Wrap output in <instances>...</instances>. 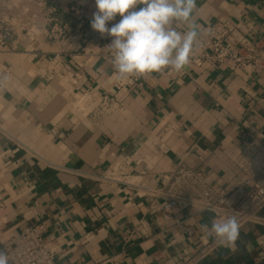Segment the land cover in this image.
<instances>
[{"label":"crops","instance_id":"obj_1","mask_svg":"<svg viewBox=\"0 0 264 264\" xmlns=\"http://www.w3.org/2000/svg\"><path fill=\"white\" fill-rule=\"evenodd\" d=\"M71 1L48 0L70 30L61 42L18 28L0 48L9 70L0 89V250L42 223L57 264H179L201 236L212 238L200 226L210 227L213 214L177 211L193 230L187 234L135 184L156 187L182 159L223 189L241 184L235 160L264 132V80L248 66L191 62L141 85L121 79L102 54L107 36L91 28L95 0H77L81 14ZM196 4L201 34L217 22H244L264 37V0ZM82 92L108 95L119 107L104 118L89 114L73 102ZM113 169L121 182L96 178ZM199 264H264V227L246 224L233 246L220 245Z\"/></svg>","mask_w":264,"mask_h":264},{"label":"built area","instance_id":"obj_2","mask_svg":"<svg viewBox=\"0 0 264 264\" xmlns=\"http://www.w3.org/2000/svg\"><path fill=\"white\" fill-rule=\"evenodd\" d=\"M71 10L81 14L82 5L72 0ZM58 12L56 5L48 0H0V48L6 47L17 34V29L36 32L37 35L61 42L70 32L67 24H60L54 16ZM39 17L42 19L39 20ZM120 19L117 15L116 20ZM55 23L48 29V22ZM112 38L104 39L102 54L112 61L113 52L108 47ZM197 67L206 63L224 64L231 69L248 66L250 75L264 80V37H257L244 22L233 27L217 22L210 25L199 37V44L190 57ZM165 71V70H164ZM163 71V72H164ZM162 72V73H163ZM151 73L131 76L129 79L138 85ZM9 70L0 65V89ZM73 102L83 111L99 117H106L118 109L117 102L108 95H94L89 92L78 93ZM237 167L244 173V181L231 190L221 188L202 170L195 169L185 159L169 174L163 176L156 187L135 184L137 190L152 199L168 218H174L176 228L192 234L193 230L183 220L175 217L179 210L192 208L197 213H212L214 219H226L236 216L240 229L248 223L264 227V218L260 212L264 208V132H255L243 151L235 160ZM114 169L96 178L111 182H121L114 176ZM239 229V230H240ZM44 224L25 226L19 233L3 242L11 264H57L55 253L44 239ZM220 244L212 237L200 238V246L182 258L179 264H199Z\"/></svg>","mask_w":264,"mask_h":264},{"label":"clouds","instance_id":"obj_3","mask_svg":"<svg viewBox=\"0 0 264 264\" xmlns=\"http://www.w3.org/2000/svg\"><path fill=\"white\" fill-rule=\"evenodd\" d=\"M91 28L111 37L112 65L121 79L182 71L199 44L200 25L195 15L196 0H95ZM118 22L108 27V22ZM201 231L222 246H233L239 237L236 216L213 219ZM0 264H9L8 254L0 250Z\"/></svg>","mask_w":264,"mask_h":264}]
</instances>
